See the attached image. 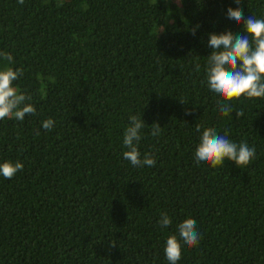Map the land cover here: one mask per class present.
I'll return each instance as SVG.
<instances>
[{
	"label": "trees",
	"instance_id": "trees-1",
	"mask_svg": "<svg viewBox=\"0 0 264 264\" xmlns=\"http://www.w3.org/2000/svg\"><path fill=\"white\" fill-rule=\"evenodd\" d=\"M237 6L264 19V0H0V52L13 57L0 68L22 69L14 86L36 109L0 120V162L23 164L0 176V264H169L185 219L201 239L181 243L177 264H264V98L223 116L206 82L209 34H244L227 19ZM131 115L152 167L123 158ZM204 128L255 158L197 164Z\"/></svg>",
	"mask_w": 264,
	"mask_h": 264
},
{
	"label": "clouds",
	"instance_id": "clouds-1",
	"mask_svg": "<svg viewBox=\"0 0 264 264\" xmlns=\"http://www.w3.org/2000/svg\"><path fill=\"white\" fill-rule=\"evenodd\" d=\"M17 2L24 4V0H17ZM226 15L230 22L243 24L244 34L234 35L230 31L209 34L208 45L211 48V54L208 56L206 82L209 91L224 102L218 101V111L223 116H229L235 110L230 102L238 100L241 96L264 98V19H258L252 15L245 18L238 6L235 9L229 8ZM162 30L161 26L159 31ZM0 59H5L9 63L13 62V57L8 52H0ZM22 75L23 71L19 68L15 70L7 66L0 68V120L14 117L16 120L23 121L26 114H36L35 107L25 103L31 97L14 86L13 82ZM235 112L237 119L244 115L243 109L235 110ZM54 123L51 118H48L41 122V126L51 131ZM145 125L141 117L131 115L123 135V146L127 149L122 153L123 158L136 167L145 165L152 167L156 163L155 158L147 153L141 159L138 143L141 139V130ZM160 130L161 126L153 123L150 134L158 137ZM197 131H200L199 125H197ZM255 156V147H249L247 143L237 144L231 141L226 133L218 134L213 128L203 129L194 151L197 164L213 168L223 166L225 160L234 162L239 168L244 167L249 165ZM22 169L23 164L20 161L0 162V176L5 179H12ZM159 224L162 227H168L172 224V220L166 213H162ZM200 239L201 235L196 230L194 219H185L179 223L177 235L169 236L166 241L165 256L169 264H177L181 259V243L191 248L197 246Z\"/></svg>",
	"mask_w": 264,
	"mask_h": 264
}]
</instances>
